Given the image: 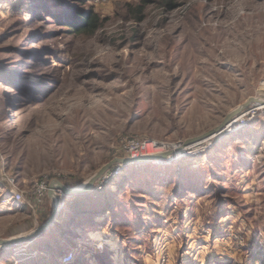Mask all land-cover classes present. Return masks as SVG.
I'll return each instance as SVG.
<instances>
[{
	"label": "rangeland",
	"instance_id": "1",
	"mask_svg": "<svg viewBox=\"0 0 264 264\" xmlns=\"http://www.w3.org/2000/svg\"><path fill=\"white\" fill-rule=\"evenodd\" d=\"M142 1L0 0V239L42 227L0 264H264L262 104L175 157L120 163L101 190L2 201L83 185L129 157L121 137L169 149L264 100V0H144L137 21ZM77 7L105 25L73 35Z\"/></svg>",
	"mask_w": 264,
	"mask_h": 264
},
{
	"label": "built area",
	"instance_id": "2",
	"mask_svg": "<svg viewBox=\"0 0 264 264\" xmlns=\"http://www.w3.org/2000/svg\"><path fill=\"white\" fill-rule=\"evenodd\" d=\"M250 110L252 109H249V110L246 109L245 116L239 117L240 120H238L239 118L236 119L237 125L240 121H242V123L239 124L240 126L236 128H240L243 125H245V123L248 121L247 117H249L247 116V113H249L248 111ZM167 145L168 143H165L162 141H150V140H146V139H142L138 137L126 136V137H121L120 139H118L117 143L116 142L114 143L113 148L119 150L120 152L128 153L129 157L131 156L141 157L146 154L154 155V154L161 153L167 147ZM201 149H202L201 147H197L195 151H199ZM123 169H125V166L123 164L118 163L114 165L113 168H111L108 172H106L107 175L99 183L96 184L95 188L97 190H101L103 185L108 184L109 182L115 180L120 174H122V171H124ZM49 183H50V180L45 179L41 184H38L36 188H34L29 193H27L25 190H20L17 187L14 190H12L8 194V196H5L2 201L3 203L5 202V204L6 203L8 204L9 202L21 204V202L25 200L27 196L26 194L32 196L33 193L37 196L36 199H39L43 194L47 193L48 189L50 191L51 188L50 187L48 188ZM55 191L57 193H60V190H55Z\"/></svg>",
	"mask_w": 264,
	"mask_h": 264
},
{
	"label": "water",
	"instance_id": "3",
	"mask_svg": "<svg viewBox=\"0 0 264 264\" xmlns=\"http://www.w3.org/2000/svg\"><path fill=\"white\" fill-rule=\"evenodd\" d=\"M260 102H261V99H258L256 97H251L246 103H244L237 110H235L233 113H231L227 117V119L224 123H222L217 128L205 133L203 136H206L205 138H212V137L216 136L218 133H220L225 128V125L228 123V120H230L234 115H237L239 112L245 111L246 109H248L249 106H251V104H253V103L259 104ZM203 136L191 138V139L185 141L183 143V145L189 146L190 144L195 143L199 138H201ZM166 155H167V153H162V154L158 153V154H154V155L141 156L138 159L125 158V157H115L113 161H110L108 164L103 166L97 173H95L92 177H90L88 179V181L83 183L82 187H73V188L69 189L63 183H60V188H61V190H63L64 193H66L68 195H72V196L77 195V194H82V193L85 194L87 192L92 191V189H94L95 183L99 180V178L105 172H107V170H109L111 167H113L114 165H116L118 163H125V164L128 163L129 164V163H132L133 161H138V162H144L145 161L146 162V161H151L153 158L164 157ZM51 191L52 190L50 189V191H49L50 195L52 194ZM57 211H58L57 208L54 206L53 216H55ZM51 219H52V217H51ZM51 219L48 221V223L51 221ZM40 231H42V227H39L38 229L32 231L28 235L13 237L10 239H0V246L5 245V244L19 243V242H21V241H23V240H25L31 236H34L35 234L39 233Z\"/></svg>",
	"mask_w": 264,
	"mask_h": 264
},
{
	"label": "trees",
	"instance_id": "4",
	"mask_svg": "<svg viewBox=\"0 0 264 264\" xmlns=\"http://www.w3.org/2000/svg\"><path fill=\"white\" fill-rule=\"evenodd\" d=\"M89 0H79V4L83 5ZM169 3V0L167 1ZM167 3V4H168ZM171 6V5H170ZM168 6V8L170 7ZM145 10L144 0L140 4L128 6L127 14H131L137 21L144 19L143 13ZM75 17H72V13L65 17L63 25L73 35L79 37H88L94 35L99 29H101L106 22V19L99 13H95L90 9L84 7H77V12L74 13ZM74 16V15H73Z\"/></svg>",
	"mask_w": 264,
	"mask_h": 264
},
{
	"label": "bare ground",
	"instance_id": "5",
	"mask_svg": "<svg viewBox=\"0 0 264 264\" xmlns=\"http://www.w3.org/2000/svg\"><path fill=\"white\" fill-rule=\"evenodd\" d=\"M263 86V85H262ZM261 89V88H260ZM262 90V89H261ZM262 92H264V91H262ZM259 104H262L263 106H264V101L263 100H261V102L259 103ZM250 107V106H249ZM248 107V108H249ZM248 112H250V111H248ZM244 114L245 113V111H242V112H239L237 115H234L230 120H228V123L226 124V126H225V128L226 127H228L230 124H232V122H234L235 121V119L237 118V116H239V115H241V114ZM242 114V115H243ZM241 115V116H242ZM240 116V117H241ZM232 127V126H231ZM236 128V127H235ZM231 129V128H230ZM206 136H203V137H201V138H199L195 143H197V142H199V141H201V140H203V139H207V138H205ZM205 141V140H204ZM195 143H192L191 145H189L188 147H186L185 145H183V143H178L176 146H174V147H171L170 146V148L168 149L167 147L163 150V152H161V154L162 153H167V155H170V154H173V155H171L170 157H175V156H177V153H180V152H182V151H185V150H187L188 148H190L191 146H193ZM205 146V145H204ZM187 148V149H186ZM153 153H155V152H153ZM160 154V153H159ZM148 154H146V155H144V156H147ZM167 155L166 156H164V157H158V158H153L152 160H154V159H160V158H166L167 157ZM140 157V156H139ZM139 157H135V156H131V157H125V158H132V159H138ZM169 159V158H168ZM145 162V161H144ZM146 162H148V161H146ZM134 163H143V162H138V161H133L132 162V164H134ZM107 175V173L105 172L100 178H99V180H102V178H104L105 176ZM67 188H71L70 186H68V185H66V184H64ZM83 185H79V186H77V187H82ZM61 190V189H60ZM62 191V193H63V196H65L66 195V193H64L63 192V190H61ZM55 194V193H54ZM59 194V193H58ZM58 196V197H57ZM53 195V197H54V199L56 200V204H58V202H60V201H57V198H60V200H61V197L62 196H59V195ZM10 203V202H9ZM55 206V205H54ZM56 207V206H55ZM57 208V207H56ZM57 210H60V208H57ZM25 235V234H24ZM26 235H28V234H26ZM3 246V245H2Z\"/></svg>",
	"mask_w": 264,
	"mask_h": 264
},
{
	"label": "crops",
	"instance_id": "6",
	"mask_svg": "<svg viewBox=\"0 0 264 264\" xmlns=\"http://www.w3.org/2000/svg\"><path fill=\"white\" fill-rule=\"evenodd\" d=\"M126 155L128 156V154H125L124 156H126ZM60 183H62V182L60 180H58V179H54V180L51 181L50 184H51V190H52L51 192L52 193L57 194V192L55 190H60L61 189L60 188ZM49 195H50V193H49ZM51 197H52V194H51Z\"/></svg>",
	"mask_w": 264,
	"mask_h": 264
}]
</instances>
